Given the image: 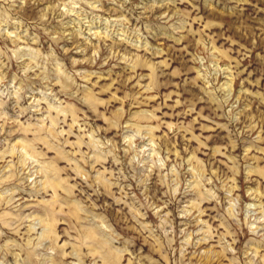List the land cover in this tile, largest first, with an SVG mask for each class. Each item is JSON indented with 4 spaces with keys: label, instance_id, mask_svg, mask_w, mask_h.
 I'll list each match as a JSON object with an SVG mask.
<instances>
[{
    "label": "rangeland",
    "instance_id": "obj_1",
    "mask_svg": "<svg viewBox=\"0 0 264 264\" xmlns=\"http://www.w3.org/2000/svg\"><path fill=\"white\" fill-rule=\"evenodd\" d=\"M0 264H264V0H0Z\"/></svg>",
    "mask_w": 264,
    "mask_h": 264
}]
</instances>
